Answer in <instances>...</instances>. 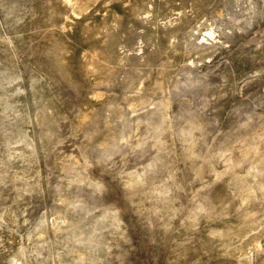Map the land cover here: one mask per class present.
Returning <instances> with one entry per match:
<instances>
[{
    "label": "rangeland",
    "instance_id": "1",
    "mask_svg": "<svg viewBox=\"0 0 264 264\" xmlns=\"http://www.w3.org/2000/svg\"><path fill=\"white\" fill-rule=\"evenodd\" d=\"M0 264H264V0H0Z\"/></svg>",
    "mask_w": 264,
    "mask_h": 264
}]
</instances>
